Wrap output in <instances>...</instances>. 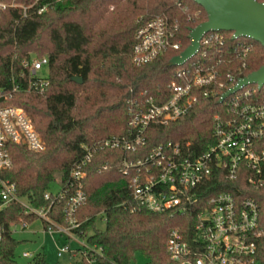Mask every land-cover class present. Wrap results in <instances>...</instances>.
<instances>
[{
	"label": "trees",
	"instance_id": "trees-1",
	"mask_svg": "<svg viewBox=\"0 0 264 264\" xmlns=\"http://www.w3.org/2000/svg\"><path fill=\"white\" fill-rule=\"evenodd\" d=\"M0 86H8L23 60L49 59L50 87L44 95L19 94L12 104L23 107L46 143V150L33 153L13 146V168L7 177L17 186L19 197L30 206H48L44 195L61 176V186L73 165L85 156L83 146L129 132L130 102L154 98L164 102L171 84L178 82L180 67L169 63L191 44L192 29L208 20L205 10L193 0H0ZM14 3L22 7L14 6ZM115 9L111 11L110 7ZM26 10H25V8ZM46 7L43 13L39 11ZM164 16L174 32L179 51L170 50L153 63L136 67L132 49L140 18ZM225 43L207 49L200 61L215 68L220 80L229 74L246 77L264 66V48L256 42L226 32ZM249 47L243 57L244 47ZM192 60L185 67L191 65ZM82 78L83 84L73 82ZM264 100V87L257 92ZM219 100L202 99L190 114L150 133V145L173 141L188 143L199 153L210 131V116L221 112ZM125 154L98 153L87 168L84 190L87 202L78 212L81 224L76 234L88 238L71 264H132L141 253L147 264H178L167 250L170 231L178 228L190 241L196 224L194 214L130 212L129 177L120 172ZM108 165L106 170L103 166ZM264 174V166H263ZM218 190L245 191L261 208L264 223V186L254 188L243 179L220 182ZM235 190V189H234ZM243 196V197H246ZM126 203V204H125ZM125 204V206H123ZM64 203H56L52 219L64 224ZM101 219L105 229H97ZM38 220L26 215L18 203L0 202V264H19L16 252L21 242L13 236L12 224ZM47 229L48 223L44 222ZM91 233V234H90ZM258 259L264 264V234L258 242ZM28 264H50L44 253Z\"/></svg>",
	"mask_w": 264,
	"mask_h": 264
},
{
	"label": "built area",
	"instance_id": "built-area-1",
	"mask_svg": "<svg viewBox=\"0 0 264 264\" xmlns=\"http://www.w3.org/2000/svg\"><path fill=\"white\" fill-rule=\"evenodd\" d=\"M257 1L264 4V0ZM0 8H5L1 1ZM45 10L46 7L39 13ZM138 23L132 49L134 66L143 67L170 50H180V44L173 41L174 32L166 17L140 18ZM226 38V32L221 31L205 34L196 55L186 64L200 55L206 56L207 49L222 46ZM243 47V57H246L249 47ZM186 64L180 66L177 72L179 81L170 85V94L164 102L157 103L154 98L131 100L128 134L112 137L92 147L83 146L85 156L73 165L60 192L54 195L47 191L44 199L49 205L35 208L19 197L17 186L7 175L13 168V146L41 153L46 150V143L26 110L12 101L24 93L44 95L51 85L50 70L47 57L23 60L20 70L12 74L10 85L0 86L2 206L18 203L24 207L26 215L48 223L46 231L51 235L61 232L78 240L76 231L81 224L77 215L87 202L84 190L86 170L98 153L120 151L125 154L120 172L130 179L129 209L132 214L140 210L154 214L195 213L196 224L190 241L180 229L170 231L167 250L174 262L261 264L258 242L264 234V223L259 204L240 189L218 190L220 182L233 184L240 179L254 188L264 186V100L257 98L259 87H243L222 103L221 112L210 116L209 135L205 136L199 153L190 142L167 141L149 147V136L155 127H167L186 118L203 98L220 102L225 93L245 78L229 74L223 82L218 71L203 64L200 58L188 67ZM107 167L104 165L103 170ZM56 203H64L63 225L52 219ZM19 225L23 229L28 227V223L21 222L12 224V230ZM68 253L74 254L70 246L58 248V257ZM23 256L31 257L29 253Z\"/></svg>",
	"mask_w": 264,
	"mask_h": 264
},
{
	"label": "water",
	"instance_id": "water-1",
	"mask_svg": "<svg viewBox=\"0 0 264 264\" xmlns=\"http://www.w3.org/2000/svg\"><path fill=\"white\" fill-rule=\"evenodd\" d=\"M206 12L208 20L191 30L190 46L179 56L174 57L170 67H180L196 55L203 36L212 31L233 33V40L248 39L264 48V4L257 0H193ZM73 82L83 84L82 78L75 77ZM248 85L264 87V66L239 80L238 85L225 93L220 100L222 104L228 97Z\"/></svg>",
	"mask_w": 264,
	"mask_h": 264
},
{
	"label": "rangeland",
	"instance_id": "rangeland-1",
	"mask_svg": "<svg viewBox=\"0 0 264 264\" xmlns=\"http://www.w3.org/2000/svg\"><path fill=\"white\" fill-rule=\"evenodd\" d=\"M15 6L22 7L18 3H14ZM25 8V7H24ZM111 11L115 9L114 6L110 7ZM260 45V44H259ZM31 57H36L37 54L31 53ZM61 188V176H57V181L52 184L49 192L57 195L60 192ZM97 229L104 230L105 223L101 219H98L96 222ZM45 226L43 221L37 220L31 225H28L27 229H23L20 225L14 228L13 236L18 240L20 245L18 246L16 252V260L19 264H28L37 254L44 253L47 261L50 264H71L74 261L80 259V253L77 254H65L62 257H58V248L64 247L65 245L70 246L74 251H78L83 248V245L87 244L88 238L76 237L79 242L74 241L73 239L68 238L66 235L56 234L51 236L44 232ZM91 234V233H90ZM76 251V252H77ZM24 253H29L30 258H25ZM148 260L146 257L139 253L136 256V260L132 264H147Z\"/></svg>",
	"mask_w": 264,
	"mask_h": 264
},
{
	"label": "crops",
	"instance_id": "crops-1",
	"mask_svg": "<svg viewBox=\"0 0 264 264\" xmlns=\"http://www.w3.org/2000/svg\"><path fill=\"white\" fill-rule=\"evenodd\" d=\"M36 221H37V220H36ZM36 221H35V222H36ZM33 223H34V222H33ZM33 223H32V224H33ZM43 223H44V222H43ZM28 225H31V224H28ZM44 226H45V225H44ZM44 232H45L46 234L51 235L50 233H48V232L46 231V228H45ZM56 234H61V235H62L63 233H61V232H55V234H54V235H51V236H55ZM63 235H64V234H63ZM74 241L79 242V240H74ZM79 250H80V249H79ZM79 250H78V251L76 250L77 252L74 251V254H77V253L79 252Z\"/></svg>",
	"mask_w": 264,
	"mask_h": 264
}]
</instances>
